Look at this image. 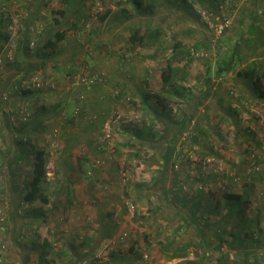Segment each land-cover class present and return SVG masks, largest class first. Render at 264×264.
<instances>
[{"label":"rangeland","instance_id":"obj_1","mask_svg":"<svg viewBox=\"0 0 264 264\" xmlns=\"http://www.w3.org/2000/svg\"><path fill=\"white\" fill-rule=\"evenodd\" d=\"M103 1L86 3L97 12L110 8L112 13L104 21L88 17L70 34L66 28L72 25L62 27V22L56 23L60 16L47 10V20L29 26L34 44L26 50L16 34L25 10H15L16 21L7 26L9 38L0 50V82L13 85L0 89V264H45L39 262L36 250L42 244H47L42 247L48 264H80L85 259L86 264H264V101H253L246 88L240 90L236 74L219 72L226 55L224 50L218 54L216 46L238 43L251 17L259 18V30L264 32V0H231V10L226 7L225 12L232 13L233 23L222 36L213 35L192 11V7L211 9L199 0H188L190 12L181 0H171L172 13L155 3L154 13L144 15L128 1ZM151 1L142 0V6ZM47 2L58 9L59 0ZM151 25L160 29L155 43L139 47L128 43L132 26ZM56 28L66 31L64 39L54 48H39L48 38L44 33L54 39ZM174 38L192 50L188 66L179 64L177 92L163 87L160 78L171 53L165 47ZM262 40L264 44V36ZM243 48L242 53L250 52ZM255 59L264 63V55ZM252 60L236 62L235 70ZM30 64L34 66L28 68ZM129 73L144 84L145 102L137 88L122 93L113 86V79H127ZM94 76L100 79L82 85L83 78ZM208 77L223 104L229 103L232 117H225L227 110H222L215 90L209 91L211 97L204 96ZM100 88H106L109 100H89ZM30 91L40 94L28 97ZM43 107L51 109V115L37 118ZM155 109L164 111L162 122ZM112 112L125 119L116 121L113 138L102 142V126ZM186 115L194 119L182 136L174 134L175 127L190 118ZM234 119L238 126L255 130V148L236 129ZM167 145L175 150L163 169ZM34 148L45 151L47 172L36 197L25 200L31 191ZM162 184L170 198L176 201L177 193L185 201L174 206L160 202ZM226 192L242 194L244 218L235 215L225 222ZM95 195L108 197L100 207L104 212L97 216L88 210ZM79 201L87 205L84 215L78 211ZM109 201L117 203L114 210L105 209ZM127 203L132 204L131 211ZM190 205L200 222L205 218L224 226L217 233L207 230L206 243L210 236L213 242L208 249L198 244L201 236L195 225L186 226L176 214L175 207ZM106 220L110 227L104 231L101 221ZM178 251L185 255L171 258Z\"/></svg>","mask_w":264,"mask_h":264},{"label":"trees","instance_id":"obj_2","mask_svg":"<svg viewBox=\"0 0 264 264\" xmlns=\"http://www.w3.org/2000/svg\"><path fill=\"white\" fill-rule=\"evenodd\" d=\"M124 1H128L129 3H131L132 8L137 14H143V15L153 14L154 8H155L153 5L155 3H158V5H162V6H167L168 8L166 9H168L170 13H172V10H173L172 6L174 5V1L172 2L171 0H152L151 1L152 4H147L146 6H142L143 4L142 0H124ZM181 1L183 2L184 8L187 9V12H190L192 6L190 5L189 1L188 0H181ZM195 1L197 2L198 0H195ZM199 1H200L199 4H202V6H204V4L207 3L206 5L211 9H200L201 7L198 9H193L192 7V11L193 12L195 11L199 15V17H201L203 23L206 25L207 28L211 30L213 35H215L214 26L216 25V23L226 18H230L231 23L223 31V33L228 28L231 27L233 23L232 13L230 11L225 12L226 7L228 10L230 9L229 3H231V0H199ZM115 2H121V0H117V1L115 0ZM99 3L105 4V1L99 0ZM112 11H113L112 9L107 8L105 9L103 13H100L101 10L99 12H96L94 20L96 19L99 21H104L112 13ZM89 16L92 17L91 8H89V12L87 13V15H85L84 17L82 16L83 24H85ZM251 18L252 19H251L250 24L248 25V29H246L243 33H241V37L239 38L240 41L238 43L230 47H227L226 45L224 47H221L220 42L216 43V46L219 50L218 54L221 55L220 50H224L222 51L223 53L222 55H226V58H223L222 60L224 66L222 67L221 65L218 67V69H219V72H226V73L228 72V74L231 76H233L234 74L239 76V79H237L238 80L237 86L239 87L240 90H243V88H246L248 92L247 95H249L248 97H250V99H253V101L254 100L264 101V88L261 82V78L263 77L262 75L264 74V70H263L264 63L263 61H260V63L255 61L256 60L255 58L257 56L264 55V49L263 50L261 49V47H264L263 40H262L264 36V32L259 30V22H260L258 21L259 18L257 16L251 17ZM256 22H258V24ZM7 26L8 24L5 27V33H8L9 31ZM131 28L132 30L128 37V43L131 44V46L133 47H139L140 45L153 44L158 40V37L160 34V29L158 28V26L154 27L151 25V28H146V29L145 28L141 29L140 27H136V26L134 27L132 26ZM223 33L221 34V36L223 35ZM50 34L51 33L48 34L47 36L48 38L39 48H42V49L49 48V47L54 48L56 43L61 41L65 37V32L60 31L58 28H56L53 32L54 39L50 38L49 36ZM7 35L8 34L5 35L4 41L0 44V50L3 49L4 44L8 40L7 38H9V36ZM25 35H23V39H20L22 41H18L21 44V48L23 50H26V48L30 46L29 45L30 37H28L29 33L27 34V32H25ZM13 40H16V37H14ZM241 46L248 48L250 52L247 54L242 53V51H240ZM245 48H243V51L245 50ZM258 48L260 49L261 52L258 50ZM169 49L171 53L169 55V58L166 60L165 66L161 69L160 78H161L163 87L167 85L169 90L172 89L171 92H177L178 86H177L176 78L178 77V74L181 70L179 64H182L181 66L183 67L188 66L189 62L191 61V59H189V56L191 55L192 50L186 47L185 45H183L181 42H179L176 38L173 39V42L171 43L170 47L169 46L165 47V51H168ZM251 58H253V60L251 62H248L246 67H242L243 69L240 68V69L235 70L236 62H238L239 64H243L245 63V61ZM213 86H214V82H212V80H210V77H208V80L204 83V88L202 89V92H204L203 94L206 97V99L211 97L209 91L213 92L215 90L213 89ZM219 92H220L219 90H215V94H218V97H219V104L221 105V107L223 106L222 110H227L225 117H232L233 114L229 116L230 112H228L230 111L229 103L223 104L224 99ZM147 94L148 93L142 94L143 102L146 101V98L148 96ZM30 96L31 95L28 93V97ZM255 97L257 99H255ZM226 107L228 109H226ZM163 112L164 111H157L156 109L154 110L156 118H158L157 116L160 117L157 119L160 122L163 121L162 117L166 116L164 115ZM186 116H189V115H186ZM191 117L187 119L186 121H183L181 125L178 124L177 128L175 127L176 130L174 134L176 135L181 134L182 136L184 132L183 128L189 125L191 120L194 119ZM124 124H128V123H124ZM233 124L238 131L242 132L245 138H248L253 143V144L251 143L252 145L256 144L255 130H250L249 127L238 126L239 123L236 119H234ZM165 127H168V126L165 124ZM197 127H198V124L194 126V128H197ZM252 147L255 148L256 145ZM263 148H264V144H263ZM174 150H175V146L173 147L171 145H167V148L165 149L164 156H163V165H164L163 169L167 166L168 162L172 160ZM210 153L212 155L214 154L212 151H210ZM46 172H47V167H46L45 151L41 148H34L32 150L31 175L29 179V185H30L31 191L27 193V195L24 197L25 200L26 199L31 200L36 197L35 194L38 191L40 182L45 179ZM158 189L160 190V193L158 195L160 202L171 203L172 206L176 205L175 199L169 197V194L165 190L163 184L162 186L158 187ZM170 193L172 192L170 191ZM178 195L179 194L177 193L174 194V196L176 197ZM224 196H225L224 206L227 208L226 210L227 213L223 215L225 222L227 220L231 221V219H233L235 215H237L241 219L244 218L243 216L244 214H242L244 210V208L242 207V200H241L242 194H237L235 192H228V193L226 192ZM183 202L184 201H181V203ZM175 209H177L176 214L181 216L180 218L186 226L189 227L191 224V221L196 223L197 226L200 223L201 217H198L195 214V212L192 211L191 205L187 209H184V207L182 209L181 208L178 209L177 207H175ZM203 222H205L204 225L206 227L212 226V224L209 223V221H207L205 218ZM214 224H215L214 228L216 231L215 233L218 232V227L220 229L224 228L221 221H214ZM200 234H201L200 236L202 237V241L200 240L201 241L200 245L202 244V246L204 247L207 246V249H208L209 246L211 245V242L207 244L206 240H203L204 234H202V230L200 231ZM46 245L47 244L39 245L41 247H37L36 250H37L39 262L44 261L45 264H48V261L45 260L46 252L43 250V247ZM184 255L185 253L178 251V252L172 253L171 258H179V257H183ZM84 262L85 264L87 263L86 259L82 260L80 264H83Z\"/></svg>","mask_w":264,"mask_h":264},{"label":"crops","instance_id":"obj_3","mask_svg":"<svg viewBox=\"0 0 264 264\" xmlns=\"http://www.w3.org/2000/svg\"><path fill=\"white\" fill-rule=\"evenodd\" d=\"M19 4H20V6H19ZM4 6L8 7L9 10H7V9L6 10H2L4 8ZM53 6H54V4L53 3L51 4L50 2H47V0H0V9H1L0 10V44L4 41L5 35L7 34V33H5L6 25L11 22L10 20H12L13 22L16 21L15 14H14L15 10L18 11V12H19L20 9H24L25 10V12H24L25 14H23L24 16L20 20L21 24H20V26L18 25L19 28H18V31H16L17 37H19L20 39H23V35H25V32H27V34L30 33L29 32V26L31 25V23H34L38 19L47 20V18L49 16L48 15L49 14L48 11L52 12L54 10L60 16L61 20H59V21L55 20V22L57 21L56 23H59V24H60V22H62L63 23L62 27L63 26H67L68 24L72 25L71 27L68 26L66 28L68 30L69 34L74 29L75 26H78L77 24L83 25L82 19L89 12V9H88L89 8V3L88 2L86 3V0H81V1L80 0H59V4L57 6L58 9H55L56 7H53ZM89 18H90V16H89ZM60 30H62V29H60ZM64 32L66 34V31H64ZM74 33H77V32L75 31ZM44 34H46L48 36V33H44ZM36 35L40 36L39 33H36ZM25 36H27V35H25ZM28 37L31 38L30 35ZM33 66H34V64H30L28 68H32ZM140 68H141V65H138L137 68H135V69L137 70V69H140ZM129 70L134 71V69H129ZM133 76H134V73H129L127 79H120V80L113 79L112 81L116 82V83H113V86H117V87L121 88L122 93L130 92L131 90H133L135 88L138 89V94L139 95H142V94L146 93L144 91V84H142L140 81H136L138 79L134 78ZM6 85H11L12 86L13 84L10 81H6V80H4L3 82L1 81L0 82V89L4 88ZM83 86H85V85H83ZM106 86H107L106 88L110 87V85H106ZM106 88H100V89L95 90L94 91V97L89 95V100L96 101L95 98L97 100H102L103 98H105L106 100H109L108 95H106V91H105ZM29 94L33 95V97H34V96H39L40 93L39 92H31L30 91ZM255 99H257V98L255 97ZM45 108H47V107H43L42 109H40V112L37 113V118L48 117V116L51 115V112H50L51 109L46 110ZM53 109H54V107H52V110ZM95 197H96L97 201H96L95 198H92L91 202L93 201L94 203H91V202L88 203L89 204L88 205V210L90 209L89 210L90 213L92 211V214L97 216V215L102 214L104 212L103 210L100 209V207L103 204H105V202H106L105 199L106 198L108 199V197H105L103 199L99 198L98 195H95ZM61 198L62 197L58 198V202H59V199H61ZM185 199H186L185 197L177 196L175 204L178 205V203H180L181 201H185ZM86 200H87V202L90 201L89 198H87ZM199 202L200 201H194V203H196V204H199ZM156 203L158 204V201ZM81 204H82V201H79L78 205H77L78 208H79L78 211L82 212L83 215H84V213L87 212V210H86L87 205L86 204L81 205ZM79 205H81L82 207L79 206ZM107 205L108 206L105 209H108V207H110L109 208L110 210H114V205H117V203L115 201H109V202H107ZM99 209H100V213H99ZM101 222L102 223L104 222V226H103L104 227V231L109 230L110 226H109L107 220L106 221H101ZM191 223H193L195 225V230H196V232H197V234L199 236L201 235L200 231L202 230V234H204L203 240H205L206 237H207V233H208L207 230L208 229L215 230L214 222L211 223L213 228H210L211 226L206 227L204 225L205 222H203V221H201L198 224V226L196 225V223H194L192 221H191ZM219 230H220V228L218 227V231ZM101 236H102V234L100 235V237ZM100 237H99V239H100ZM199 239L202 241V237H199ZM200 240H197L199 245H200V242H201ZM208 241L211 242L210 246H212L213 242H212L211 236H210ZM194 242H195V240H194ZM218 244L221 245L220 242ZM179 258H181V257H179ZM190 262H192V261H190ZM83 264H85V262Z\"/></svg>","mask_w":264,"mask_h":264},{"label":"built area","instance_id":"obj_4","mask_svg":"<svg viewBox=\"0 0 264 264\" xmlns=\"http://www.w3.org/2000/svg\"><path fill=\"white\" fill-rule=\"evenodd\" d=\"M95 3H99V0H92ZM92 17L95 18V13L97 12L96 10L92 9ZM231 20L230 18H226L218 23H216V25L214 26V33L215 35H220L223 33V31L230 25ZM33 42L30 43V47L33 46ZM97 78V79H96ZM100 78H98L97 76L94 77H86L82 79V84L85 86H90L92 84H94L95 82H97V80H99ZM36 86H40L39 83H37ZM121 119H125L122 118L120 114L116 113V112H112L110 114V116L104 121L103 126H102V133H103V140L102 142H108L110 141V139L113 138V134H114V125L116 123V121L118 122H123V120ZM121 120V121H120ZM125 122H128V120L126 119ZM104 147V145H103ZM257 169V167L253 166V170ZM127 207L128 210L131 211L133 209L132 204L127 203ZM146 256V254H145Z\"/></svg>","mask_w":264,"mask_h":264}]
</instances>
